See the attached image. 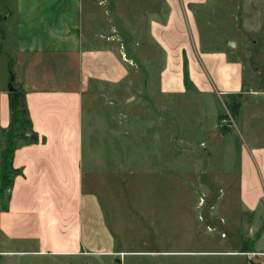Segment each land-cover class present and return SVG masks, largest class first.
<instances>
[{"label":"rangeland","instance_id":"obj_1","mask_svg":"<svg viewBox=\"0 0 264 264\" xmlns=\"http://www.w3.org/2000/svg\"><path fill=\"white\" fill-rule=\"evenodd\" d=\"M94 1L86 23L105 40L93 45L114 46L130 73L118 85L95 82L85 98L84 187L98 194L122 245L189 253L223 250L237 236L249 252L261 236L264 248L256 150L264 152V96H248L236 115L230 95L219 92L225 80L238 84L241 65L246 81L258 76L254 87H264V0ZM8 3L0 0V82L9 89ZM21 127L15 146L34 136L30 124ZM248 189L252 217L241 206ZM8 197L9 188L0 190V209Z\"/></svg>","mask_w":264,"mask_h":264},{"label":"crops","instance_id":"obj_2","mask_svg":"<svg viewBox=\"0 0 264 264\" xmlns=\"http://www.w3.org/2000/svg\"><path fill=\"white\" fill-rule=\"evenodd\" d=\"M8 1L11 25L8 34L4 30V42L9 43L14 60L6 66L11 77L6 73L4 81L14 77L25 89L39 140L17 145L12 157L19 172L0 209V264H255L264 260L261 236L255 239L257 250L249 252L242 251L237 236L236 245L223 250L189 253L122 245L98 194L84 187V103L95 82L113 86L124 82L130 62L114 46L93 45L105 40L103 34L91 35L86 23L94 0ZM163 32L165 41L167 32ZM242 66L238 84L230 87L225 80L219 90L242 94L240 109L253 98L248 96H264V87H254L258 76L246 81ZM9 91L0 82L2 135L11 122ZM3 148L4 140L1 156ZM256 150L264 168V152ZM246 192L241 206L252 217L251 189ZM249 225L256 231L252 222Z\"/></svg>","mask_w":264,"mask_h":264},{"label":"trees","instance_id":"obj_3","mask_svg":"<svg viewBox=\"0 0 264 264\" xmlns=\"http://www.w3.org/2000/svg\"><path fill=\"white\" fill-rule=\"evenodd\" d=\"M231 102L228 101V107L232 111V114H238L239 109L242 104V100L239 98L240 94H229ZM9 105L11 109V122L8 128L4 129V132H7L6 135V145L2 150V164H1V187L0 190L4 193L7 188H10L13 183V179L10 180V173L13 171L15 174H18V170L14 168L12 163V157L14 151L17 146H15L11 141L12 138L17 130H20L21 124H30L32 126V121L29 117V111L26 105V91L21 85H13V78L12 83L10 84V91H9ZM27 117L24 118L23 115ZM222 118H226V115H222ZM25 121V122H24ZM18 125V126H17ZM226 130V129H225ZM224 130V131H225ZM26 140V143H35L39 140L38 135L34 132V136H31ZM11 170V171H9ZM11 182V185L8 184Z\"/></svg>","mask_w":264,"mask_h":264},{"label":"water","instance_id":"obj_4","mask_svg":"<svg viewBox=\"0 0 264 264\" xmlns=\"http://www.w3.org/2000/svg\"><path fill=\"white\" fill-rule=\"evenodd\" d=\"M103 1V0H102Z\"/></svg>","mask_w":264,"mask_h":264}]
</instances>
